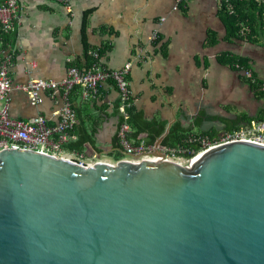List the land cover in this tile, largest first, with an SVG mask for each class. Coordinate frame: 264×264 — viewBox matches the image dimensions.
Returning <instances> with one entry per match:
<instances>
[{
	"label": "water",
	"instance_id": "1",
	"mask_svg": "<svg viewBox=\"0 0 264 264\" xmlns=\"http://www.w3.org/2000/svg\"><path fill=\"white\" fill-rule=\"evenodd\" d=\"M168 131L138 163L2 149L0 264H264V145L184 166L160 150Z\"/></svg>",
	"mask_w": 264,
	"mask_h": 264
},
{
	"label": "crops",
	"instance_id": "2",
	"mask_svg": "<svg viewBox=\"0 0 264 264\" xmlns=\"http://www.w3.org/2000/svg\"><path fill=\"white\" fill-rule=\"evenodd\" d=\"M17 3L20 12L10 34L15 48L10 68L14 85L34 79L61 81L71 67H90L91 51L102 50L101 62L109 70L132 62L127 77L132 107L149 121L166 122L169 130L178 122L194 132L216 130L218 135L224 131V119L261 115L264 99L256 98L247 80L233 64L224 62V56L247 58L250 69L264 81V34L255 40L227 37L222 0H186L178 11L173 9L175 0ZM41 97V103L33 106L24 92L13 90L11 115L27 119L41 114L49 123H57L64 106L62 93L47 92ZM70 101L77 123L93 134L94 141L79 152L65 147L70 135L61 155L79 159L100 154L107 163H116L112 154L120 116L115 83L103 82L95 99H85L78 87L70 93Z\"/></svg>",
	"mask_w": 264,
	"mask_h": 264
},
{
	"label": "built area",
	"instance_id": "3",
	"mask_svg": "<svg viewBox=\"0 0 264 264\" xmlns=\"http://www.w3.org/2000/svg\"><path fill=\"white\" fill-rule=\"evenodd\" d=\"M69 5L71 0H57ZM227 5L228 10L232 11V6L227 0H222ZM258 4H264V0H256ZM174 10L178 11L186 3V0H175ZM20 12L17 0H4L0 4V30L6 34H11L16 19ZM165 18L160 19L164 21ZM156 32L153 39L157 37ZM249 29L241 25L240 35L247 38ZM15 48L12 44L1 50L0 55V151L5 148L28 149L43 153L63 156L62 144L70 139L69 130L78 122V114L71 105L70 93L76 88L81 87L85 99L97 98L100 85L108 80L115 83L119 92V114L121 116L117 137L122 147L125 157L141 161L142 159H159L160 156H151L147 153L154 149V145L149 144L145 138L135 139L130 137L134 131L129 123L128 109L132 107L130 84L127 79L131 70L132 62H126L120 70H109L101 62L99 52L92 50L93 61L91 66L86 69L71 67L68 69L66 77L61 81L34 79L26 84L14 85L10 75V68L14 59ZM234 68L252 84L257 82L252 69L246 68L243 64L236 62ZM19 90L26 94L29 102L33 106L41 103L42 93H62L64 106L59 110L60 119L57 123H49L41 114L27 119H19L10 113L11 93ZM196 139V138H193ZM192 140V139H190ZM200 147L198 150H190L187 147L170 148L163 145L160 150L165 153V158L177 161L185 166L191 165V161L199 156L204 150L221 142L232 140H249L264 145V118L251 119L249 122L240 124L231 130H224L216 135L215 138L199 137ZM186 153L190 154L186 156ZM131 154H141L140 159L132 158ZM66 157V156H64ZM69 158V157H67ZM72 159V158H69ZM86 166H92L102 158H84L83 156L73 159ZM105 161V160H103Z\"/></svg>",
	"mask_w": 264,
	"mask_h": 264
},
{
	"label": "trees",
	"instance_id": "4",
	"mask_svg": "<svg viewBox=\"0 0 264 264\" xmlns=\"http://www.w3.org/2000/svg\"><path fill=\"white\" fill-rule=\"evenodd\" d=\"M4 0H0V4ZM228 4L232 6V11L228 10L227 5L222 2V9L224 11V25L226 36H238L241 32V25H245L249 29V34L247 38L249 40H255V38L261 34H264V4H258L256 0H227ZM256 36V37H255ZM12 44V37L10 34H6L0 30V52L2 49L9 47ZM99 53H102V50H99ZM93 61V58L91 59ZM224 62L233 64L239 62L243 64L244 67L250 68V64L247 58L243 56L234 57V56H224ZM254 73V76L257 79L255 84H252L247 80L250 85L251 90L258 100L264 99V81L261 80L258 75ZM119 106V104H118ZM117 106V112H118ZM129 112V123L131 124L134 131L130 133V137L135 139H141L142 137L146 141L154 145L156 140L161 136L166 128V122L158 120H147L142 111L136 110L135 107H130ZM120 116V114H119ZM264 118V105L262 107L261 115L257 116L255 119ZM251 118L245 114L239 115L234 119H224L223 120V129L231 130L238 127L240 124L249 122ZM121 121V116H120ZM143 133H146V137L142 136ZM69 134L72 135V139L66 143L65 147L71 150L84 152L86 143H93L94 137L88 129L81 124H76L72 129L69 130ZM207 137L213 139L216 137V130L210 131H200L194 132L190 127H182L178 122L172 125L167 135L162 140V145L170 148L177 147H187L190 150H198L200 147V142L198 138ZM196 138V139H193ZM139 139V140H140ZM192 139V140H190ZM114 146L116 151L112 155L116 160L122 159L125 157L124 151L119 144V139L116 137L114 139ZM190 154L186 153V156Z\"/></svg>",
	"mask_w": 264,
	"mask_h": 264
},
{
	"label": "rangeland",
	"instance_id": "5",
	"mask_svg": "<svg viewBox=\"0 0 264 264\" xmlns=\"http://www.w3.org/2000/svg\"><path fill=\"white\" fill-rule=\"evenodd\" d=\"M182 165H184V166H185V164H182Z\"/></svg>",
	"mask_w": 264,
	"mask_h": 264
}]
</instances>
